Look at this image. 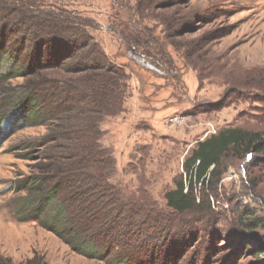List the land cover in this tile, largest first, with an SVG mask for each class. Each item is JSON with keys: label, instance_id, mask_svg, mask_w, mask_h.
Returning <instances> with one entry per match:
<instances>
[{"label": "rangeland", "instance_id": "obj_1", "mask_svg": "<svg viewBox=\"0 0 264 264\" xmlns=\"http://www.w3.org/2000/svg\"><path fill=\"white\" fill-rule=\"evenodd\" d=\"M44 1L83 20L93 43L130 75L122 109L103 116L100 127L102 145L113 151V182L136 202L169 213L164 195L185 177L183 163L199 142L228 127L264 130V0ZM26 34L16 35L25 39L21 56L38 48L33 62L48 61V47ZM0 67L3 74L10 69ZM42 82L33 75L0 80V255L14 263L38 256L48 264H108L76 253L29 218V193L16 191L19 180L46 169L54 142L53 126L16 116L31 106L33 88L47 92ZM224 168L219 182L201 193L198 186L199 206L176 223V230L196 233L191 247L168 255L169 264H264V166L229 158ZM163 232L149 236L163 241L170 234Z\"/></svg>", "mask_w": 264, "mask_h": 264}, {"label": "trees", "instance_id": "obj_2", "mask_svg": "<svg viewBox=\"0 0 264 264\" xmlns=\"http://www.w3.org/2000/svg\"><path fill=\"white\" fill-rule=\"evenodd\" d=\"M59 12L44 0H0V66L10 67L6 74L0 67V80L5 75L13 79L33 75L43 81L38 87L47 92L33 88L28 99L31 106L24 104L16 116L23 115L37 126H53V146L43 164L46 169L19 180L16 191L29 193V218L41 222L82 256L108 264H147L148 259L150 264H169L168 255L181 245L191 247L195 238L196 232L175 227L199 206L198 186L201 193L207 184L219 182L229 158H248L251 169L264 166V130L228 127L199 142L183 163L185 177L164 195L169 213L156 211L149 202L144 206L136 202L113 182V151L102 145L105 134L100 127L103 116L122 109L130 75L93 43L83 20ZM18 30L30 33L31 43L47 46L43 55L49 60L33 62L32 54L42 52L38 48L28 50L23 58L17 46L25 45V39L17 38ZM25 59L32 64L28 66ZM47 72L51 77L47 78ZM65 72L74 78L58 77ZM252 183L257 185L256 180ZM57 201L61 206L47 214ZM153 231L170 234L159 243L149 236ZM115 239L121 242L111 247ZM118 247L121 251L116 254ZM0 264L48 263L38 256L14 263L0 255Z\"/></svg>", "mask_w": 264, "mask_h": 264}]
</instances>
